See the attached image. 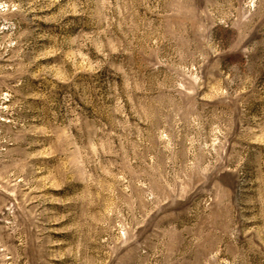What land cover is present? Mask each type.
Wrapping results in <instances>:
<instances>
[{"label":"rangeland","instance_id":"374dc122","mask_svg":"<svg viewBox=\"0 0 264 264\" xmlns=\"http://www.w3.org/2000/svg\"><path fill=\"white\" fill-rule=\"evenodd\" d=\"M0 264H264V0H0Z\"/></svg>","mask_w":264,"mask_h":264}]
</instances>
